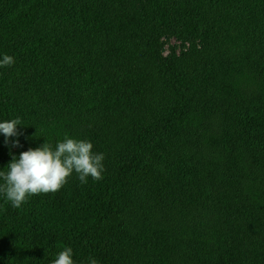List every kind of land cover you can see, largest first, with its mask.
Listing matches in <instances>:
<instances>
[{"label": "trees", "instance_id": "obj_1", "mask_svg": "<svg viewBox=\"0 0 264 264\" xmlns=\"http://www.w3.org/2000/svg\"><path fill=\"white\" fill-rule=\"evenodd\" d=\"M4 54L0 170L68 134L105 171L0 194V264H264V0H0Z\"/></svg>", "mask_w": 264, "mask_h": 264}, {"label": "clouds", "instance_id": "obj_2", "mask_svg": "<svg viewBox=\"0 0 264 264\" xmlns=\"http://www.w3.org/2000/svg\"><path fill=\"white\" fill-rule=\"evenodd\" d=\"M14 63V57L8 54L0 59V67ZM18 125H23L20 117L0 121V133H3L5 143L9 137L19 135ZM12 144L18 146L19 141L13 140ZM92 149L90 141L65 134L55 145L44 141L35 148L21 151L18 157L12 155L7 171L0 170V180L3 181L0 194L18 209L32 195L59 191L74 172L82 184L87 183L89 176L93 180H101L105 171L104 153L93 152ZM50 264H75L72 248L65 246ZM88 264H98V261L90 257Z\"/></svg>", "mask_w": 264, "mask_h": 264}, {"label": "rangeland", "instance_id": "obj_3", "mask_svg": "<svg viewBox=\"0 0 264 264\" xmlns=\"http://www.w3.org/2000/svg\"><path fill=\"white\" fill-rule=\"evenodd\" d=\"M160 42L162 55L164 57H168L172 53H179L191 45H198L200 43L198 39L187 38L186 40H179L170 35L161 37Z\"/></svg>", "mask_w": 264, "mask_h": 264}]
</instances>
